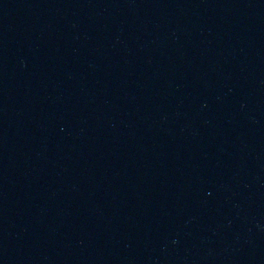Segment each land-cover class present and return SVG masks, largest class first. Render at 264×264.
<instances>
[{"label":"water","instance_id":"95a60500","mask_svg":"<svg viewBox=\"0 0 264 264\" xmlns=\"http://www.w3.org/2000/svg\"><path fill=\"white\" fill-rule=\"evenodd\" d=\"M0 264H264V0H0Z\"/></svg>","mask_w":264,"mask_h":264}]
</instances>
